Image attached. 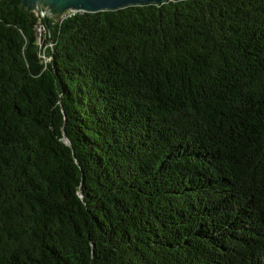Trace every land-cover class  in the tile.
<instances>
[{
	"label": "trees",
	"instance_id": "trees-1",
	"mask_svg": "<svg viewBox=\"0 0 264 264\" xmlns=\"http://www.w3.org/2000/svg\"><path fill=\"white\" fill-rule=\"evenodd\" d=\"M0 264H264V0H0Z\"/></svg>",
	"mask_w": 264,
	"mask_h": 264
},
{
	"label": "water",
	"instance_id": "water-1",
	"mask_svg": "<svg viewBox=\"0 0 264 264\" xmlns=\"http://www.w3.org/2000/svg\"><path fill=\"white\" fill-rule=\"evenodd\" d=\"M23 4L30 11L42 9V5L46 6V12L41 14L44 23H48L49 17L62 15L66 11H76L77 13H98L101 11L122 10L129 6H142L150 4H163L174 0H22ZM180 1V0H176ZM67 145L71 146L70 142Z\"/></svg>",
	"mask_w": 264,
	"mask_h": 264
},
{
	"label": "built area",
	"instance_id": "built-area-1",
	"mask_svg": "<svg viewBox=\"0 0 264 264\" xmlns=\"http://www.w3.org/2000/svg\"><path fill=\"white\" fill-rule=\"evenodd\" d=\"M41 10V9H40ZM40 10H38L37 9V11H40ZM42 12V11H41ZM42 13H44V12H42ZM73 13H77L76 11H74V10H72V11H66V12H64L62 15L60 14V15H58V17H59V19L62 21V19L64 18V17H68V16H72L73 15ZM36 16H38V17H40L41 19H43V17H42V14L40 13V14H36ZM38 31H39V34L41 33V26H39V28H38Z\"/></svg>",
	"mask_w": 264,
	"mask_h": 264
},
{
	"label": "rangeland",
	"instance_id": "rangeland-1",
	"mask_svg": "<svg viewBox=\"0 0 264 264\" xmlns=\"http://www.w3.org/2000/svg\"><path fill=\"white\" fill-rule=\"evenodd\" d=\"M46 9H47L46 6L43 4V5H42V9H41V11L45 13V12H46ZM32 12H33L35 15H36L37 13H38V14L41 13L40 11H37V9H36V10H33V9H32ZM54 17H55V16H54ZM49 18H51V17H49Z\"/></svg>",
	"mask_w": 264,
	"mask_h": 264
},
{
	"label": "bare ground",
	"instance_id": "bare-ground-1",
	"mask_svg": "<svg viewBox=\"0 0 264 264\" xmlns=\"http://www.w3.org/2000/svg\"><path fill=\"white\" fill-rule=\"evenodd\" d=\"M74 14H75V13H73V15H74ZM64 18H66V17H64ZM64 18H63V19H64ZM63 19H62V20H63Z\"/></svg>",
	"mask_w": 264,
	"mask_h": 264
}]
</instances>
